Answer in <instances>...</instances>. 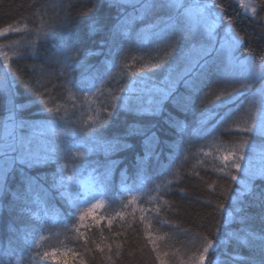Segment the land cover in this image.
<instances>
[{
  "label": "trees",
  "instance_id": "1",
  "mask_svg": "<svg viewBox=\"0 0 264 264\" xmlns=\"http://www.w3.org/2000/svg\"><path fill=\"white\" fill-rule=\"evenodd\" d=\"M208 1L226 8V21L233 20L232 29L245 37L243 55L261 57L264 20L243 14L233 0ZM112 2L0 0V31L11 25L21 28V36H38L32 47L21 48V55L8 56L11 108L15 106L14 115L21 119L53 121L56 136L48 135L45 144L57 146L51 159L8 178L10 203L0 197V264H64L65 259L68 264H79L81 259L86 264H158L153 245L147 242L149 232L160 237L157 246L162 255L168 253L163 258L180 264L199 246L195 236L220 220L218 213L215 220L208 213L228 184L219 166L224 149L238 143L232 120L243 126L245 101L237 107L224 100L209 109L201 103L208 100L209 85L225 80L217 76L221 72L217 67L194 94L189 109L169 103L166 112L154 117L127 108L124 101L135 95L132 88L139 93L144 83L162 78L164 69L151 76L148 70H139L146 63L159 62L165 48L132 8L125 11ZM126 16L137 18V24L125 26ZM177 16L194 34L204 32L201 23L190 22L175 8L168 22L174 23ZM150 19L159 23L168 17L157 10ZM93 23L98 25L96 32L89 31ZM129 26L130 34L124 35ZM19 33L1 36L0 43L18 38ZM189 43L182 40L181 49ZM170 120L175 122L172 126ZM133 126L142 128L144 135H129ZM151 135L158 142L145 157L144 139ZM116 141L128 147L105 150ZM24 175L35 182L33 191L28 190ZM88 180L93 184L91 192L83 186ZM97 201L103 207L96 214L112 219L111 228L107 219L96 228L89 218L85 229L79 216ZM208 201L212 206H207ZM231 204L226 202V211ZM251 212L254 219L248 229L264 233L260 210L254 207ZM76 227L85 233L86 246ZM240 227L238 221L232 225L234 231ZM224 229L221 224V235ZM246 234L240 232L242 238ZM213 251V264H239L231 257L246 258L248 249L232 241ZM45 252L58 255L45 258Z\"/></svg>",
  "mask_w": 264,
  "mask_h": 264
},
{
  "label": "snow or ice",
  "instance_id": "2",
  "mask_svg": "<svg viewBox=\"0 0 264 264\" xmlns=\"http://www.w3.org/2000/svg\"><path fill=\"white\" fill-rule=\"evenodd\" d=\"M111 4L118 8H124L125 11L129 7L132 8L137 14L139 22L143 23L145 28L154 37H157V41L162 43L165 48L164 55L159 62L146 63L139 70L140 72L148 70L147 74L151 76L153 73H159L160 69H164L161 73L162 78L155 82L144 83L139 93H136V89L132 88L131 91L135 95L124 101L127 108L140 114L154 117L166 112V106L169 103L177 108L189 109L194 94L200 92L203 81L208 78L210 73L216 70L215 62L218 58L222 60L220 71L231 79L208 86V92L205 93V97L210 100V103L206 99H201V103L205 104L208 109L214 104L236 96L241 90L253 88L254 83L256 85H264V77L254 82L250 71V69H254L251 61L241 63L235 55L239 50L236 45L245 41L244 36L232 31L219 48L215 46L213 37L217 34V25L221 28H230L234 24L231 19L225 21L224 13H226V8L222 5L205 3L200 6L198 23L208 27V37L205 38L203 33L194 34L193 30L187 27L179 16H177L174 23L170 24L168 22L172 19L171 9L183 7L180 0H175V2H172V0H139L138 5L133 0H125L124 3H121L120 0H113ZM240 7L246 11L250 8L254 17L264 20V17L260 16V12H264V0H259L258 4L251 6L248 3H240ZM157 10L167 16L168 19H160L159 23L154 19H150ZM138 20L137 18L126 16L124 23L125 26H128L129 22L131 25H135ZM5 31L18 32L19 29L9 25ZM89 31H98L97 23L90 25ZM130 32L131 27L129 26L124 35H129ZM0 35H4V31H0ZM182 40L190 42L183 49H181ZM228 58L231 59L226 62ZM260 58L264 60V52L261 53ZM231 61H235V64H232ZM5 64H7V60H5ZM237 65L241 69L239 73L230 70ZM132 75H136V73H132ZM237 77L243 78L237 80L235 79ZM2 79L5 83L4 97L6 98L11 93V86L8 85L4 76ZM145 97H147L146 106ZM211 97H214V99H210ZM13 110H15V106H13ZM49 111L52 110L49 109ZM201 111L203 112V109ZM209 114L214 115L212 112H209ZM110 115L111 113H109ZM242 115L245 117L243 126L236 120H232V124L235 125L238 143L224 149L221 165L219 166V171L223 172L224 176L228 178V184L216 196L218 202L213 207V211L208 213L211 220H215L218 213L220 220L195 236L194 239L199 241V246L193 249L190 258L182 260L180 264H213L216 255L213 250L225 249L228 243L232 241L248 249L246 258L232 256L231 259L233 261H237L239 264H253V261H256L257 264H264V233H257L248 229V225L254 219V214L251 212L252 208H258L260 217L264 220V153L260 155V162L256 163L254 146L255 141L264 144V108L252 106L245 109ZM169 123L172 126L175 122L170 120ZM225 124L227 125L228 121ZM15 127L20 129L21 135H16L15 131H10L5 137L0 138V189L3 191V195L0 197L6 203H10L7 190L9 176L18 170L27 172L29 168L36 164L47 161L50 156L46 149L34 146L33 140L23 134L28 125L20 123L15 125ZM225 130L230 131L228 128ZM129 135H144V130L139 126H133ZM249 137H251V140ZM155 142H158V138L155 135L145 137V157L153 152L152 145ZM126 147H128L127 144L116 141L115 143L107 144L105 150L116 152ZM245 148L249 150L247 154L245 153ZM244 161H247V164L243 163ZM237 173L240 175L238 176ZM22 179L26 182L29 191H33L37 187L30 176L24 175ZM67 179L70 181L72 177ZM55 184L56 181L54 180L53 185ZM233 184L235 187L231 186ZM229 200L232 201L231 210L226 211V202ZM207 206H212L211 201L207 202ZM101 207H103L102 201L92 204L79 216V223L85 229H88L89 225L84 222L91 218L92 226L99 228L107 219V224L111 228L112 219L96 214V210ZM116 215L121 220L124 219L121 213ZM143 219L144 217H141V220ZM237 221L242 227L234 231L232 225ZM221 224L225 226L223 235H221L220 231ZM75 231L78 233V238L84 239L86 246L89 241L85 233L81 232L80 227H76ZM240 232H246L247 234L242 238ZM184 234H188L186 230ZM158 239L160 237L154 238L151 232L147 234V242L153 245L152 251L156 254V261H158V264H172V261L163 258L168 253L161 254L157 246ZM107 247L111 251V245H107ZM97 248H99V245H97ZM100 251L103 252L104 249L100 248ZM221 254L228 255L227 252H222ZM43 255L45 258L49 256L55 257L58 253L45 252ZM108 258L109 260L111 259L110 256ZM64 264H68L67 259H65ZM79 264H86V261L81 259Z\"/></svg>",
  "mask_w": 264,
  "mask_h": 264
},
{
  "label": "rangeland",
  "instance_id": "3",
  "mask_svg": "<svg viewBox=\"0 0 264 264\" xmlns=\"http://www.w3.org/2000/svg\"><path fill=\"white\" fill-rule=\"evenodd\" d=\"M123 3L125 0H121ZM134 3H139V0H133ZM172 2H175V0H172ZM180 2L183 4V7L175 8L180 14L184 15L185 18H187L190 22L193 21L195 24L198 23V16H199V8L205 3H211L208 0H180ZM234 3L237 5H240V3H248L250 6L253 4H256L254 0H233ZM241 11L245 15L252 16V12L249 8V10H245L244 8L240 7ZM226 18V17H225ZM226 21V19H225ZM203 25V24H202ZM205 27L204 29V37H208V27L203 25ZM18 28L20 32L18 38H15L7 43L1 44L0 43V138L5 137L8 132L15 131L16 135H21V131L19 128L15 127V125H18L20 123H23L25 125H28V128H26L23 132V134L29 136L33 142L34 146H40L42 149H46L48 153L50 154L49 159L54 157V153L56 152L57 146L49 145L46 146V138L48 135H55L56 134V125L53 121H47L43 119H34V120H26L18 118L16 115H14V110L11 108V93H12V78L9 74H7V64H5V60H7L8 63V56L9 54L16 56L21 55V48L24 46L32 47L35 40L38 38L35 36L27 37L25 34L21 36V28ZM6 30V29H5ZM234 31L232 27H223L221 28L219 25H217V34L213 37V41L215 43V46L219 48L222 43L225 42V38L230 36L231 32ZM11 33H17V32H8L4 31V35L11 34ZM3 35H0V37ZM237 49H239L236 52V57L241 61V63H246L247 61H251L252 65H254V69H250L252 72V77L254 82L259 81L261 77H264V60H262L260 57H255L252 54H246L241 55L242 51V42L238 45H236ZM231 58H228L230 60ZM259 60V61H258ZM216 70L217 67H222V60L218 58L216 60ZM232 64H235V61H231ZM231 71H235L239 73L241 71L240 66L237 65L234 69H230ZM218 71V70H217ZM3 76L6 79L8 85L11 86V93L8 97H4V88L5 83L3 81ZM217 76L222 77L225 80L231 79L229 77H226L222 72H218ZM243 77H237L235 79H242ZM244 99L245 101V109L254 106L255 108H264V85H256L254 83V87L250 89H244L241 90L240 93H238L236 96H233L231 98L225 99L226 103H231L230 105H234L236 103L237 107L241 105V100ZM219 104V103H217ZM217 104L215 106H217ZM229 105V106H230ZM244 112V110L242 109ZM204 114L208 115L209 112L206 111ZM56 136V135H55ZM250 139V138H249ZM251 140V139H250ZM255 146V153H256V163L260 162V155L264 153V144H260L259 141L254 142ZM249 152L248 148H245V153L247 154ZM53 153V154H52ZM243 163L247 164V161H244ZM41 164V163H39ZM89 182L83 183L84 189L86 192H91L92 189V182L88 180Z\"/></svg>",
  "mask_w": 264,
  "mask_h": 264
}]
</instances>
